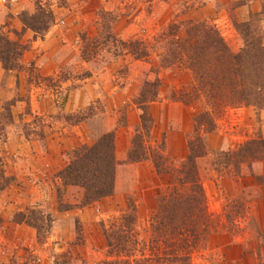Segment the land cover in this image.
<instances>
[{"label":"rangeland","instance_id":"obj_1","mask_svg":"<svg viewBox=\"0 0 264 264\" xmlns=\"http://www.w3.org/2000/svg\"><path fill=\"white\" fill-rule=\"evenodd\" d=\"M186 17L214 24L233 52L243 45L239 25L245 21L255 29L251 36L259 32L264 44V0H0V32L23 47L18 68L5 70L0 64V163L11 178L0 191V264L109 259L103 230L131 205L143 245L139 242L118 258L129 264H161L139 255L142 248L148 255L144 229L155 189L164 181L150 162L125 161L139 124L133 99L143 81H161L158 101L148 105L151 127L145 139L170 160L187 153L193 108L165 96L179 86L168 70L158 69L153 60L120 54L118 40H147L167 23ZM44 22L49 24L44 31L33 30ZM107 29L117 42L106 37ZM29 63L36 78L27 77ZM214 125L202 134L205 156L197 163L206 209L228 226L223 206L236 201L243 213L233 218L237 228L232 237L212 235L189 264H264V160L236 165L234 172L231 166L226 172L210 165H216L219 152L250 137H264V109L226 108L214 117ZM106 132L115 139L114 191L79 206L81 190L62 185L56 173L70 149Z\"/></svg>","mask_w":264,"mask_h":264},{"label":"trees","instance_id":"obj_2","mask_svg":"<svg viewBox=\"0 0 264 264\" xmlns=\"http://www.w3.org/2000/svg\"><path fill=\"white\" fill-rule=\"evenodd\" d=\"M103 15H98L102 24ZM48 25L44 22L33 30L44 31ZM239 26L243 45L235 52L228 48L214 24L191 17L174 19L147 40L140 37L118 40L120 54L123 52L138 61L153 60L155 67L168 70L172 78L179 81V86L169 88L165 96L193 108L187 153L180 160H170L158 148L149 147L145 139L151 127L148 105L158 101L161 81L157 77L143 81L133 99L139 110V124L129 140L125 161L129 164L150 162L155 175L164 181L154 192L148 226L144 229L148 255L144 257L143 248L139 250L142 259L161 264H189L191 255L203 250L212 235L228 233L232 237L236 232L232 229L237 228L233 218L240 217L243 209L238 208L236 201L222 207L221 216L229 220V226L220 221L219 215L211 216L206 209L197 163L205 156L202 134L213 131L216 115L226 108L241 106L264 109V44L259 32L251 36L255 29L249 21ZM106 37H113L108 29ZM114 42L117 41L114 39ZM22 50L17 41H11L0 32V64L3 69L18 68ZM31 65L29 63L25 69L27 77L36 78ZM3 109L10 118L8 108ZM114 140L113 132H106L94 142L76 145L67 152V161L56 175L62 185L81 190L77 205H89L113 193L118 165ZM262 160L264 137L259 134L239 143L233 150L219 152L216 165H210L214 170L226 172L231 166L234 172L236 165L249 167ZM10 180L0 163V191ZM26 222L39 229L34 222ZM135 227V210L131 205L117 221L103 230L109 259L95 264H129L118 255H128L132 246L139 245V242L143 245V240L137 239Z\"/></svg>","mask_w":264,"mask_h":264}]
</instances>
